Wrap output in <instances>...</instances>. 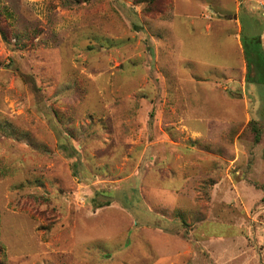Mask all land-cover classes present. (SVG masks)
Returning a JSON list of instances; mask_svg holds the SVG:
<instances>
[{
  "label": "rangeland",
  "instance_id": "rangeland-1",
  "mask_svg": "<svg viewBox=\"0 0 264 264\" xmlns=\"http://www.w3.org/2000/svg\"><path fill=\"white\" fill-rule=\"evenodd\" d=\"M147 2L0 0V264H264V0Z\"/></svg>",
  "mask_w": 264,
  "mask_h": 264
},
{
  "label": "trees",
  "instance_id": "trees-1",
  "mask_svg": "<svg viewBox=\"0 0 264 264\" xmlns=\"http://www.w3.org/2000/svg\"><path fill=\"white\" fill-rule=\"evenodd\" d=\"M146 1H148L147 3L149 4V8H148L149 13L154 14V13H153L154 10L152 11V9L154 8V6H155V8L158 7V5H157L156 2H155L156 0H146ZM155 8H154V9H155ZM159 13H160V14L164 13V9L161 8V10H160ZM250 125L253 126V131H254V133H255V137H254L255 141H256V142H259L260 139H261V135H262V133H261L259 127H257L256 124H254L253 122H252ZM254 126H255V127H254ZM108 205H109V203L101 204L100 206H98V208H101V207H103V206H108Z\"/></svg>",
  "mask_w": 264,
  "mask_h": 264
}]
</instances>
